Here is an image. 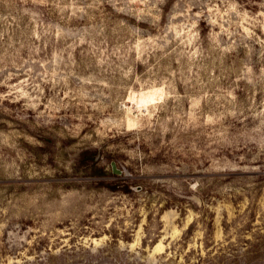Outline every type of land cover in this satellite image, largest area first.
<instances>
[{"label": "rangeland", "instance_id": "rangeland-1", "mask_svg": "<svg viewBox=\"0 0 264 264\" xmlns=\"http://www.w3.org/2000/svg\"><path fill=\"white\" fill-rule=\"evenodd\" d=\"M0 264H264V0H0Z\"/></svg>", "mask_w": 264, "mask_h": 264}, {"label": "water", "instance_id": "water-1", "mask_svg": "<svg viewBox=\"0 0 264 264\" xmlns=\"http://www.w3.org/2000/svg\"><path fill=\"white\" fill-rule=\"evenodd\" d=\"M112 166H113L114 170L117 172L118 170L115 167V162L112 163Z\"/></svg>", "mask_w": 264, "mask_h": 264}]
</instances>
